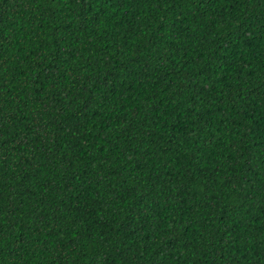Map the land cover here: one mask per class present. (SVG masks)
<instances>
[{"label": "trees", "instance_id": "trees-1", "mask_svg": "<svg viewBox=\"0 0 264 264\" xmlns=\"http://www.w3.org/2000/svg\"><path fill=\"white\" fill-rule=\"evenodd\" d=\"M0 264H264V0H0Z\"/></svg>", "mask_w": 264, "mask_h": 264}]
</instances>
